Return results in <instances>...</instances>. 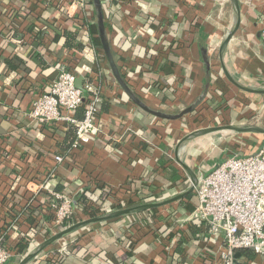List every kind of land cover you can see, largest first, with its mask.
<instances>
[{"label":"crops","instance_id":"obj_1","mask_svg":"<svg viewBox=\"0 0 264 264\" xmlns=\"http://www.w3.org/2000/svg\"><path fill=\"white\" fill-rule=\"evenodd\" d=\"M39 1L0 0V155L11 149V155L6 153L9 160L0 157V217L12 219L7 208L12 193L18 205L49 200L57 187L76 200L85 187L99 183L111 188L106 199L103 194L106 207L110 200L138 198L131 187L134 191L140 189L143 196L160 198L163 194L156 200L183 192L182 185L189 176L175 159L176 145L186 135L183 116L161 118L144 110L117 82L110 66L105 61L101 65L97 62V53L91 61L79 53L72 56L64 49L62 37L35 39L33 26L43 27L39 16L61 28L75 29L73 16L77 12L76 17L83 12L89 20L86 22L98 23L94 4L84 11L71 4L68 9L74 15L68 17L67 2L59 1L61 5L57 6ZM101 2L108 24L107 37L118 50L116 60L121 70L133 78L132 83L125 82L150 109L175 115L212 96L224 101L221 106L234 105L230 117L234 121L244 117L242 112L264 106V94L237 88L221 67L218 50L235 22L231 0ZM240 4L241 26L227 46L225 65L240 82L264 88V0H240ZM12 26L18 33L14 37L10 36ZM79 34L87 45V31L79 30ZM17 38L24 43H17ZM14 54L27 62L30 76L21 68L9 69L7 60ZM37 56L46 62V68L38 63ZM72 57L75 63L81 58L80 65H90L98 78L103 101L97 121L103 133L93 144L68 150L65 139L69 126L42 127L29 118L28 112L36 95L56 78L59 63ZM200 138L179 150L180 158L197 174L200 171L198 176L211 172L225 159L218 153L214 158L213 154L202 157L193 144ZM255 141L252 147L234 155L255 153L264 138L257 137ZM56 155H63L65 161L56 162ZM24 157L30 159L24 161ZM169 169L185 181L182 178L174 182ZM179 201L139 215L137 220L128 215L79 230L75 245L89 248V253L82 258L68 255L65 264H103L104 258L114 264H222L223 238L211 237L203 220L190 218L195 208L189 210ZM40 239L44 241L46 237L41 235ZM22 256L14 254L8 263L17 264ZM51 262L36 258L29 264ZM236 264H264V257L249 260L239 254Z\"/></svg>","mask_w":264,"mask_h":264},{"label":"built area","instance_id":"obj_2","mask_svg":"<svg viewBox=\"0 0 264 264\" xmlns=\"http://www.w3.org/2000/svg\"><path fill=\"white\" fill-rule=\"evenodd\" d=\"M71 4H76L83 11L86 8V0H68L66 4L68 17L74 15L68 9ZM82 13H79L80 16ZM76 28L87 30V25L81 20ZM262 40L264 42V30ZM96 53L97 49L88 45L79 52L80 56L91 61H94ZM73 66L64 61L59 63L56 78L36 95L28 112L29 118L37 121L42 127L44 125L52 127L55 124L73 126L76 129V139L71 150L93 144L103 133L97 121L99 106L103 101L98 78L88 64L80 65L82 73L73 72L71 68L75 69L77 64ZM125 77L127 83H132L133 78L130 75ZM79 78L83 80L82 89L77 85ZM83 103H85L84 117L79 119L75 113ZM55 161L63 163L65 157L56 155ZM195 192L198 203L190 218L203 220L209 226L211 237L223 238L225 250L222 253V264H236V255L243 248L264 257V142L255 153L230 156L211 172L202 173ZM51 194L54 200H58L51 202V207L56 209L54 224L51 225L43 218L39 226L28 230H22L17 224H13L1 232L0 264H9V260L15 254L5 245L7 235H11V239L24 238L32 241L29 252L40 243L37 242L41 235L49 232L51 236L73 224L69 221V217L75 211L71 193L55 191ZM115 209L119 208L115 207L114 200H110V205L105 207V213ZM58 227L60 229L57 231ZM68 242L67 237L59 240L55 243V247L48 250L46 248L37 255V260L49 263L59 258H66L69 255Z\"/></svg>","mask_w":264,"mask_h":264},{"label":"trees","instance_id":"obj_3","mask_svg":"<svg viewBox=\"0 0 264 264\" xmlns=\"http://www.w3.org/2000/svg\"><path fill=\"white\" fill-rule=\"evenodd\" d=\"M45 1H47L48 4L54 3L55 5L57 4V6L58 5L60 6L61 4L59 3V1H61L63 4V3H66L68 0H40L39 2H41L43 4ZM89 4L90 5L94 4L96 11H98V8L100 7L99 10L101 11L104 27H105V30L107 31L108 24L105 20L101 0H99V7L98 8L96 6L95 0H86V7ZM43 6H45V5H43ZM98 14H99V12H98ZM80 17H75V20H76L75 22L78 24L82 20L87 25L86 31H87V34H89V37L87 39H85V38L84 39L86 40V43L88 46L97 49V57H96L97 62L101 65V61H105L106 64H108L110 66V63L107 59V55H106L104 48H103V42H102V39L100 36L98 23H95V24L88 23L89 20L85 19V13H84V15L82 13ZM37 19L43 24V27L42 26H40V27L33 26L34 29L32 32H33V37L35 39H40V38H42L44 36H48V35H50L51 39H53V40H58L59 38L62 37L64 39V49L66 51H69L72 54V56L79 53L84 48L85 44L81 41L82 37L79 34V30L76 28V26H75V29L55 27V25H53V23H51V21L45 20L40 16ZM86 21H88V22H86ZM12 28H13V26H12ZM16 33H17V30L15 28H13L10 36L14 37V35L18 34V33L17 34ZM16 42L19 44L24 43L19 38H17ZM110 48H111V52L113 54V57L115 59V63L117 65V68L119 70V73H120L121 77L123 79H125L126 74L121 70V65H119L117 60H116L118 50L116 48H114V46L112 44H110ZM99 49L102 51V53L99 51ZM36 59H37L38 63L41 64V66H43V68L47 67L46 62H44L40 56H37ZM65 60H63V61L65 63H70L72 67H74L73 65L76 66V64H77L75 69L71 68V70L73 72H75V73L81 72L82 73V71L80 69L81 58L77 61V63L73 62L74 57H72L70 59L71 61L68 59H65ZM7 62L9 65V69L18 70V68H21L22 71L27 76L31 75L30 69L27 66V62L25 60H23L21 57H19L17 54L10 56L9 59L7 60ZM98 74L100 75V73H98ZM222 103H224L223 100L218 101V100H215L212 96L207 97V99L201 101V103L197 105V107L195 108L194 111L191 112V114L196 113V110L198 112V109L202 108V107L210 108V109L215 111L221 106ZM84 106H85V103H83L77 109V111L75 113L79 119H82L84 117V111H85ZM75 139H76V129L73 126H69L68 132L66 134V139H65L66 142L68 143V145H67L68 150H69V148L72 147V144L75 141ZM7 152L10 153V155H11V149L7 150ZM7 152L3 151L2 152L3 156L0 155V157L5 161L9 160V156H6ZM28 159H30V158L24 157V161L25 160L27 161ZM162 162L164 163V161H162ZM152 172H153V175H156L155 170ZM168 172L170 173V176L173 177L174 182L176 180H179L182 178L185 181V178L182 177L178 172H175V170L169 169ZM153 188L154 187L152 186V189ZM56 190L59 192L62 191V189L60 187H57ZM139 190L136 189L134 191V189L132 190V187H131V191L133 193H135L137 195L135 197H138V198H135L132 200H129L128 198H127V200H125V199L114 200L115 201V207L121 208V207L134 206V205L145 203V202L157 201L156 199H160L163 197V194L158 196L160 198H155L154 196H143V194L140 193ZM96 192H98V194H95ZM110 192H111V188L106 186L105 184L94 183L92 185V187H85L84 190L80 192V195L77 197V199L76 200H74L75 198L73 199V204L76 206V209H75L74 213L69 217V221L71 223H76L78 221H81V220H84V219L105 213V201H106L105 196H107V194L109 195ZM169 193H171V192H169ZM12 194H11V196H9L10 197L9 204H11V205H10V207H9V204L7 206L9 211L12 212V214H11L12 219L7 221V218L5 219V218L0 217V233L7 230L8 228H10L11 227L10 225H13V224H17L18 227L22 230H28L31 227L39 226L43 218L47 219L51 223V225L54 224L55 217H56V209L51 207V202H52V200H54V197L52 196V194H51V199H49V200L48 199L44 200V201L37 200V202L35 201L34 203L33 202L32 203L25 202V203H21L20 205H18L19 203H16V202L14 203V199H15L14 195L15 194L14 193H12ZM42 194L47 195L48 193L43 191ZM103 194H104L105 199L103 198ZM171 195H173V194H171ZM196 196H197V194L194 191L192 193H189L184 199L180 200L179 202H180V204H185L183 206L187 207L189 210H192L197 206V197ZM54 201L58 202V200H54ZM16 206H18L19 208L16 209ZM150 211L157 212L158 208H154V209L146 210L143 212L135 213L131 216H133V218H135V220H137L139 215L143 216V214H146L147 212H150ZM145 218H146V215L144 218H141L140 220L144 221ZM116 219H118V218H116ZM109 221H111V220H109ZM104 222H106V221H104ZM95 225H98V223ZM64 226H66V224H64ZM91 226H93V225H91ZM89 227L90 226L86 227L85 230H87ZM58 229H60V228L58 227L57 231H58ZM78 233H80V231H77V232H75V233H73L67 237V239L69 240V242L67 243V249L69 250V255H71V256L78 255L82 258V256L84 257L86 254L89 253V248L84 247V248L79 249L75 245V235H77ZM43 236H45L47 238L50 236V233L47 232V233L43 234ZM38 242L41 243L42 242L41 239L38 240ZM5 245L11 251H13L15 254L24 255L30 249V247L32 245V241H30L29 239H24V238H19L18 240L12 241L10 236L7 235L6 240H5ZM55 246H56V244H53V245L49 246L46 250H48L50 248L52 249ZM238 253L240 254V258L243 256H246L249 260H253L257 256L256 253H254L252 250L245 249V248L240 249L238 251ZM103 254L105 255L104 252H103ZM66 259L67 258H59L58 260L52 261L51 264H65L67 262ZM103 264H114V263L109 261L108 258H104ZM119 264H122V263L120 262Z\"/></svg>","mask_w":264,"mask_h":264},{"label":"water","instance_id":"obj_4","mask_svg":"<svg viewBox=\"0 0 264 264\" xmlns=\"http://www.w3.org/2000/svg\"><path fill=\"white\" fill-rule=\"evenodd\" d=\"M95 2H96V6L98 8L99 7V0H95ZM231 2L233 4L234 10H235V22L233 24L232 29L229 31V33L227 34V36L225 37V39L221 43L219 50H218V55H219L222 70H223L226 78L228 79V81L230 83H232L234 86H236L237 88H239L243 91L249 92V93L264 94V88L250 87V86L240 82L239 80H237L229 72V70L227 69V67L225 65L224 57H225V52H226L227 46H228L229 42L231 41V39L234 37V35L238 32V30L241 26V4H240V0H231ZM99 8H98V12H99V14H98V26H99L100 36H101V39L103 42V48H104V51L107 55V59L110 63V68L112 70V73L115 76V78L117 79V81L119 82V84L121 85V87L124 89V91L144 110L150 112L151 114H153L155 116L161 117V118L176 119V118H180V117L184 116L185 114L192 112L200 102H197L195 104L188 106L187 108L183 109L177 115H171V114H166V113L161 112V111H156V110L150 109L143 101H141L139 98L134 96V94L131 92V90H130L129 86L127 85V83L125 82V80L121 77L119 70L117 68V65L115 63V59L113 57V54H112L111 48H110V42H109L105 27H104L102 14H101V11L99 10ZM82 82H83L82 78H79L77 81V85L81 89H82ZM219 131H234V132L240 133V134H242V133L264 134V127L259 126V125H255V124H232V123H230V124H219V125H214V126L202 127V128H198V129L191 131L190 133L186 134L185 136H183L180 139V141L176 145V149H175V159L184 168V170L187 172L189 179L191 181L189 187L186 190H184L183 192H181L179 194H176L175 196H172V197L164 199V200L145 202V203L137 204L134 206L115 209L113 211L106 212V213H103L101 215L93 216V217L78 221L76 223H73L70 226L52 234L51 236L46 238L44 241L39 243L35 248H33L31 251H29L19 261L18 264H29L34 258H36L37 255H39L42 251H44L49 246L57 243L59 240L66 238L69 235H71V234H73V233H75V232H77L83 228H86L88 226H91V225H94L97 223H101L104 221L113 220L116 218H121V217L128 216V215H133L135 213L143 212V211L150 210V209L160 208V207L172 204L174 202H177L179 200H182L189 193H192L195 191V188L197 187L198 182H199V176H198L197 172H195V170L188 163H186L185 161H183L180 158V156H179L180 148L184 144H186V143H188L194 139H197L199 137H202V136H205V135H208L211 133L219 132ZM238 256H239V253H237L236 257L238 258Z\"/></svg>","mask_w":264,"mask_h":264},{"label":"rangeland","instance_id":"obj_5","mask_svg":"<svg viewBox=\"0 0 264 264\" xmlns=\"http://www.w3.org/2000/svg\"><path fill=\"white\" fill-rule=\"evenodd\" d=\"M233 110L234 105H223L215 111L203 107L199 108L198 112L196 110V113L186 114L182 117L183 119H181L184 127V135L198 128L219 124H255L264 127V106H261L260 109H254L249 112L244 111L242 112L244 117L242 119H235L234 121L230 119ZM178 113L179 112H176L174 114L176 115ZM262 136L264 135L254 133L253 135L250 133L240 134L234 131H219L215 132V134L211 133L205 135L197 141H193V144L195 145L194 147L197 148V150L199 149V152L202 153V157L205 156L207 158V156L213 154V157L211 158H214V155H217L218 153V155L221 154L224 158H227L233 156L234 153H241L245 148L252 147L254 142L256 143V138H264ZM197 171L199 174L200 171ZM190 183L191 181L188 179L187 183L182 185V189L186 190Z\"/></svg>","mask_w":264,"mask_h":264},{"label":"bare ground","instance_id":"obj_6","mask_svg":"<svg viewBox=\"0 0 264 264\" xmlns=\"http://www.w3.org/2000/svg\"><path fill=\"white\" fill-rule=\"evenodd\" d=\"M215 134V133H214ZM218 134V133H217Z\"/></svg>","mask_w":264,"mask_h":264}]
</instances>
